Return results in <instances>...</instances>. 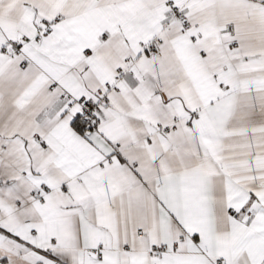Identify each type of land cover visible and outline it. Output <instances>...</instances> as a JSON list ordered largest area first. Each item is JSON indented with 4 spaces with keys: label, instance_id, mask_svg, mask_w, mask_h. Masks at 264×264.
I'll list each match as a JSON object with an SVG mask.
<instances>
[{
    "label": "snow or ice",
    "instance_id": "6c2138e0",
    "mask_svg": "<svg viewBox=\"0 0 264 264\" xmlns=\"http://www.w3.org/2000/svg\"><path fill=\"white\" fill-rule=\"evenodd\" d=\"M0 264H264V0H0Z\"/></svg>",
    "mask_w": 264,
    "mask_h": 264
}]
</instances>
